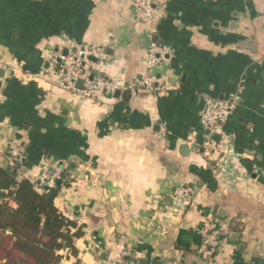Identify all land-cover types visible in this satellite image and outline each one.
I'll return each instance as SVG.
<instances>
[{"label":"crops","instance_id":"0c3cea01","mask_svg":"<svg viewBox=\"0 0 264 264\" xmlns=\"http://www.w3.org/2000/svg\"><path fill=\"white\" fill-rule=\"evenodd\" d=\"M65 40L103 48L101 72L126 83L151 42L168 47L155 70L167 90L73 95L47 70ZM0 72V164L12 141L25 150L21 177L67 168L54 204L81 236L60 264H264V0H168L150 25L131 0H0ZM233 95L209 153L202 99ZM181 185L191 199L174 198ZM203 220L226 233L211 259Z\"/></svg>","mask_w":264,"mask_h":264},{"label":"built area","instance_id":"2783aa9c","mask_svg":"<svg viewBox=\"0 0 264 264\" xmlns=\"http://www.w3.org/2000/svg\"><path fill=\"white\" fill-rule=\"evenodd\" d=\"M168 0H131L132 13L135 21L143 25H150L155 13ZM64 51L51 56L48 61V71L57 77L61 88L73 95L93 104L101 103L106 98H112L117 92L129 90L131 92L162 93L167 90L163 81L155 74L156 68L169 62L171 53L168 47L159 46L151 42L147 55L143 61V72L138 78L126 83L120 77L111 78L101 72L106 59L103 48L79 44L72 40H65ZM79 84L81 86H79ZM203 109L199 115L202 129L208 132L204 146L209 153L217 152V144L213 136L224 137V125L237 107V96L233 95L225 100H217L210 96L203 97ZM6 153L9 164L23 166L25 150L14 142L6 143ZM229 162H224L217 172L218 179L223 183L231 181L233 174L229 171ZM63 166L58 164L43 165L39 174L29 179L41 193L50 191L61 180ZM230 172V173H229ZM193 189L181 185L174 189L176 199L189 200ZM202 243L201 254L211 259L217 250L225 243L226 233L216 227L212 221L203 220L198 230ZM118 264H133L119 262Z\"/></svg>","mask_w":264,"mask_h":264},{"label":"trees","instance_id":"16d2710c","mask_svg":"<svg viewBox=\"0 0 264 264\" xmlns=\"http://www.w3.org/2000/svg\"><path fill=\"white\" fill-rule=\"evenodd\" d=\"M20 169L0 164V264H60L61 252L76 255L74 242L81 236L77 222L54 204L67 168L60 185L45 193L21 177Z\"/></svg>","mask_w":264,"mask_h":264},{"label":"water","instance_id":"95a60500","mask_svg":"<svg viewBox=\"0 0 264 264\" xmlns=\"http://www.w3.org/2000/svg\"><path fill=\"white\" fill-rule=\"evenodd\" d=\"M2 77V72H0V78ZM79 86H81L80 84H79ZM119 93H116V96L118 95ZM124 95L126 96V97H128L129 96V92L126 90L125 92H124ZM207 132V131H206ZM207 135H208V132H207ZM213 139L216 141V142H218L219 141V136H213ZM4 167H6V165L4 166ZM60 183H61V181L59 180V181H57V183H56V185H60Z\"/></svg>","mask_w":264,"mask_h":264}]
</instances>
